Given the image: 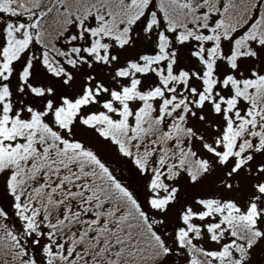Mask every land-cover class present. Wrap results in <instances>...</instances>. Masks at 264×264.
<instances>
[{"label":"snow or ice","instance_id":"obj_1","mask_svg":"<svg viewBox=\"0 0 264 264\" xmlns=\"http://www.w3.org/2000/svg\"><path fill=\"white\" fill-rule=\"evenodd\" d=\"M0 264H264V0H0Z\"/></svg>","mask_w":264,"mask_h":264},{"label":"rangeland","instance_id":"obj_2","mask_svg":"<svg viewBox=\"0 0 264 264\" xmlns=\"http://www.w3.org/2000/svg\"><path fill=\"white\" fill-rule=\"evenodd\" d=\"M121 172H122V173L129 174L130 176H132V174L129 173V171H128L127 168H122V169H121ZM130 179H131V183H133V184H136V183H137L136 179H135L133 176H132V178H130Z\"/></svg>","mask_w":264,"mask_h":264},{"label":"trees","instance_id":"obj_3","mask_svg":"<svg viewBox=\"0 0 264 264\" xmlns=\"http://www.w3.org/2000/svg\"><path fill=\"white\" fill-rule=\"evenodd\" d=\"M122 175L127 181H129L131 183V179L130 178H132V176H130L129 174H126V173H122Z\"/></svg>","mask_w":264,"mask_h":264}]
</instances>
